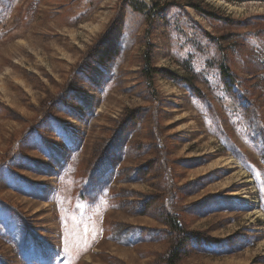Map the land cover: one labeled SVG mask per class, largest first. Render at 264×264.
I'll return each mask as SVG.
<instances>
[{"label":"rangeland","instance_id":"374dc122","mask_svg":"<svg viewBox=\"0 0 264 264\" xmlns=\"http://www.w3.org/2000/svg\"><path fill=\"white\" fill-rule=\"evenodd\" d=\"M0 165V264H264V0H0Z\"/></svg>","mask_w":264,"mask_h":264},{"label":"trees","instance_id":"16d2710c","mask_svg":"<svg viewBox=\"0 0 264 264\" xmlns=\"http://www.w3.org/2000/svg\"><path fill=\"white\" fill-rule=\"evenodd\" d=\"M193 6L196 7V8L198 7L196 5H193ZM165 223L168 226H170L173 230H175V231L180 233L181 228H180V226L178 224V221H177L176 217L167 216V218L165 220ZM179 244H181V243L179 242ZM179 251H180V249L178 247H175V250L169 251L168 260H167L169 264H177L178 261L181 260Z\"/></svg>","mask_w":264,"mask_h":264},{"label":"snow or ice","instance_id":"6c2138e0","mask_svg":"<svg viewBox=\"0 0 264 264\" xmlns=\"http://www.w3.org/2000/svg\"><path fill=\"white\" fill-rule=\"evenodd\" d=\"M57 131H58V134L61 136L62 140H65L66 139V133H65V131L63 129H58ZM38 146H40L41 147V150L44 151L43 150V145H42V142L41 141L38 142ZM0 166H3V165H0Z\"/></svg>","mask_w":264,"mask_h":264}]
</instances>
